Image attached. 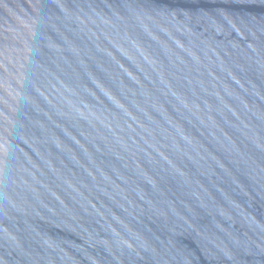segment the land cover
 I'll use <instances>...</instances> for the list:
<instances>
[{
	"label": "water",
	"instance_id": "obj_1",
	"mask_svg": "<svg viewBox=\"0 0 264 264\" xmlns=\"http://www.w3.org/2000/svg\"><path fill=\"white\" fill-rule=\"evenodd\" d=\"M0 264H264V0H0Z\"/></svg>",
	"mask_w": 264,
	"mask_h": 264
}]
</instances>
